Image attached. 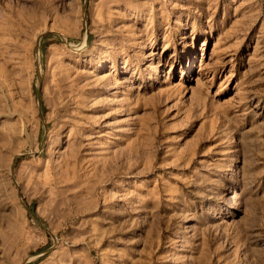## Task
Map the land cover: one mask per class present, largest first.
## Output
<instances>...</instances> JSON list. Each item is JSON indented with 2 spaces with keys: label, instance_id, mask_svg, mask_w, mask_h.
<instances>
[{
  "label": "rangeland",
  "instance_id": "1",
  "mask_svg": "<svg viewBox=\"0 0 264 264\" xmlns=\"http://www.w3.org/2000/svg\"><path fill=\"white\" fill-rule=\"evenodd\" d=\"M0 264H264V0H0Z\"/></svg>",
  "mask_w": 264,
  "mask_h": 264
},
{
  "label": "bare ground",
  "instance_id": "2",
  "mask_svg": "<svg viewBox=\"0 0 264 264\" xmlns=\"http://www.w3.org/2000/svg\"><path fill=\"white\" fill-rule=\"evenodd\" d=\"M36 40H37V42H38V41H39V37H37V39H36ZM22 133H23V132H22ZM24 133H25V132H24Z\"/></svg>",
  "mask_w": 264,
  "mask_h": 264
}]
</instances>
